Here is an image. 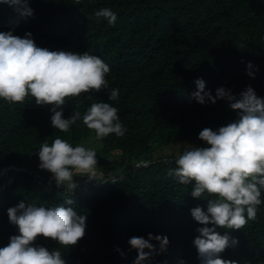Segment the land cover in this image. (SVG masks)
I'll list each match as a JSON object with an SVG mask.
<instances>
[{
	"label": "trees",
	"instance_id": "obj_1",
	"mask_svg": "<svg viewBox=\"0 0 264 264\" xmlns=\"http://www.w3.org/2000/svg\"><path fill=\"white\" fill-rule=\"evenodd\" d=\"M29 6L34 16L24 19L0 3V32L21 38L31 33L37 47L50 51L89 52L110 72L106 89L69 97L57 109L65 119L81 113L68 132L52 126L53 105H37L31 96L15 104L0 99V247L19 235L9 208L21 202L63 205L87 216L84 238L63 248L41 236L33 246L61 251L66 264H134L138 253L128 240L147 239L149 233L167 236L169 245L160 253L159 244L151 241L157 252L144 264H202L194 240L204 225L190 210L200 206L206 212L207 199L214 197L193 198L194 182L185 185L169 176L178 156L165 151L207 147L200 131L238 118L225 100L198 103L192 95L197 79L205 81L213 97L220 87L239 96L250 85L264 98V0H29ZM105 7L117 14L115 26L94 15ZM249 62L254 78L248 75ZM114 88L119 89L115 101L109 99ZM93 102L117 108L126 132L98 140L94 170L104 171L105 178L69 193L56 187L51 172L40 169L38 151L57 136L73 147L87 138L97 140L82 119ZM111 176L120 179L106 180ZM216 230L238 241L220 258L264 264V203L243 228Z\"/></svg>",
	"mask_w": 264,
	"mask_h": 264
},
{
	"label": "clouds",
	"instance_id": "obj_2",
	"mask_svg": "<svg viewBox=\"0 0 264 264\" xmlns=\"http://www.w3.org/2000/svg\"><path fill=\"white\" fill-rule=\"evenodd\" d=\"M0 3L13 7L21 18L34 16L29 0H0ZM94 15L97 19H105L109 26H115L118 19L117 14L106 7L96 10ZM31 37V33L21 38L12 32H0V99L15 104L23 103L31 96L37 105H53L52 126L68 132L81 119V113L76 111L65 119L63 111L57 109H61L69 97L106 89L108 81L105 77L110 67L89 52L79 54L37 47ZM247 67L248 75L254 78L252 63L249 62ZM194 83L198 90L192 95L198 103L203 105L207 100L215 104L217 100H225L237 112L238 118L217 130L204 128L200 131L199 139L207 147L189 145L176 158V167L170 168L168 174L177 177L181 184L194 182L193 198L199 199L205 194L214 197L207 199L206 212L200 206L190 210L195 221L204 225L197 229L200 235L194 240L202 264H236L220 258V254L238 241L227 234L221 235L216 229L243 228L247 220L256 218L258 207L264 203L261 200L264 190V98L259 97L250 85L239 96L220 87L213 97L211 91H206L203 79ZM118 97L119 89H112L109 99L115 101ZM82 119L89 130H94L97 141L110 134L122 137L126 132L118 109L107 102H93ZM38 156L40 169L51 172L56 187L69 193L78 187L75 177L87 175L91 178L97 171L94 170L98 161L93 148L73 147L58 136L51 145L44 142ZM6 171L1 176L7 175ZM111 178L114 177L106 180ZM90 181H85L82 186ZM66 203L71 205L73 201L68 199ZM8 216L18 227L19 235L12 236L7 246L0 247V264H66L61 251L33 246L34 242L42 236L57 241L63 248L75 247L86 233L87 216L63 205L45 207L21 202L8 209ZM153 240L159 244L160 253L167 250V236L149 233L147 239L132 237L128 240L138 253L134 264H144L157 252ZM121 255L124 254L121 252Z\"/></svg>",
	"mask_w": 264,
	"mask_h": 264
},
{
	"label": "rangeland",
	"instance_id": "obj_3",
	"mask_svg": "<svg viewBox=\"0 0 264 264\" xmlns=\"http://www.w3.org/2000/svg\"><path fill=\"white\" fill-rule=\"evenodd\" d=\"M80 145H83V146H85L86 148H93L94 150H96V149H98L99 147H100V143H99V141H97V140H95L94 138H87L86 140H85V143L84 144H80ZM193 146H197L196 144H194ZM199 147V146H198ZM179 151V149H176V150H172V149H167L166 151H165V154L166 155H173V154H176V156H179V155H181L182 153H179L178 152ZM116 153H120V152H116ZM96 170H98V169H96ZM119 171H122L121 169H118ZM106 176V173L104 172V171H94V173L92 174V176H91V178L89 177V176H87V175H84V176H78V178L77 179H75V182L77 183V185L78 186H82L83 185V183L85 182V181H94L95 180V178H99V177H101V178H103V177H105ZM90 181V182H91ZM98 183V182H97Z\"/></svg>",
	"mask_w": 264,
	"mask_h": 264
},
{
	"label": "water",
	"instance_id": "obj_4",
	"mask_svg": "<svg viewBox=\"0 0 264 264\" xmlns=\"http://www.w3.org/2000/svg\"><path fill=\"white\" fill-rule=\"evenodd\" d=\"M143 165H145L144 163H142V164H138V165H136V167L133 169V170H135V169H138V168H141V167H143ZM111 179H120V178H111Z\"/></svg>",
	"mask_w": 264,
	"mask_h": 264
}]
</instances>
